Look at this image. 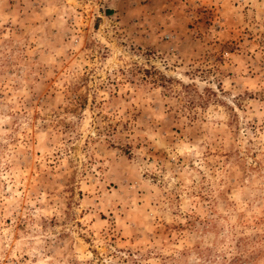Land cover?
<instances>
[{"label": "rangeland", "instance_id": "1", "mask_svg": "<svg viewBox=\"0 0 264 264\" xmlns=\"http://www.w3.org/2000/svg\"><path fill=\"white\" fill-rule=\"evenodd\" d=\"M0 264H264V0H0Z\"/></svg>", "mask_w": 264, "mask_h": 264}]
</instances>
